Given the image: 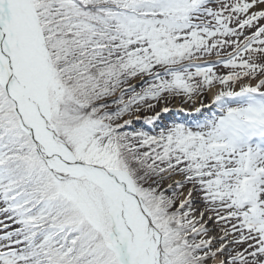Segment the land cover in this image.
<instances>
[{"label":"snow or ice","instance_id":"1","mask_svg":"<svg viewBox=\"0 0 264 264\" xmlns=\"http://www.w3.org/2000/svg\"><path fill=\"white\" fill-rule=\"evenodd\" d=\"M0 216V264H264V0H0Z\"/></svg>","mask_w":264,"mask_h":264},{"label":"rangeland","instance_id":"2","mask_svg":"<svg viewBox=\"0 0 264 264\" xmlns=\"http://www.w3.org/2000/svg\"><path fill=\"white\" fill-rule=\"evenodd\" d=\"M173 106H176V105H173ZM178 113H180V112H178ZM182 113V112H181ZM141 115V114H140ZM145 115V114H144ZM172 115V114H171ZM173 116H174V118L176 117L175 116V114L173 113ZM178 116H181V118H185V114L184 113H182V114H179ZM162 118V117H161ZM136 123H141V120L140 121H136ZM136 125H138V124H136ZM0 219H3V217L2 216H0Z\"/></svg>","mask_w":264,"mask_h":264},{"label":"trees","instance_id":"3","mask_svg":"<svg viewBox=\"0 0 264 264\" xmlns=\"http://www.w3.org/2000/svg\"><path fill=\"white\" fill-rule=\"evenodd\" d=\"M144 114H149V113H141V115H144ZM136 127H144V126L136 125Z\"/></svg>","mask_w":264,"mask_h":264}]
</instances>
